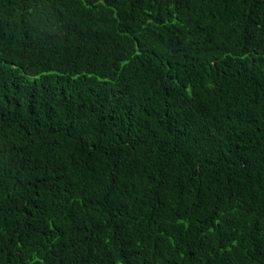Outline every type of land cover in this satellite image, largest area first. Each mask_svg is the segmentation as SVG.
I'll return each mask as SVG.
<instances>
[{
    "label": "trees",
    "instance_id": "16d2710c",
    "mask_svg": "<svg viewBox=\"0 0 264 264\" xmlns=\"http://www.w3.org/2000/svg\"><path fill=\"white\" fill-rule=\"evenodd\" d=\"M0 264H264V0H0Z\"/></svg>",
    "mask_w": 264,
    "mask_h": 264
}]
</instances>
